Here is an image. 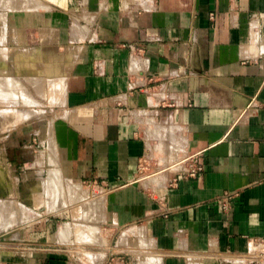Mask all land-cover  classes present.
<instances>
[{
    "label": "crops",
    "instance_id": "0c3cea01",
    "mask_svg": "<svg viewBox=\"0 0 264 264\" xmlns=\"http://www.w3.org/2000/svg\"><path fill=\"white\" fill-rule=\"evenodd\" d=\"M43 170L109 247L47 215L0 264H264V0H0V210Z\"/></svg>",
    "mask_w": 264,
    "mask_h": 264
},
{
    "label": "rangeland",
    "instance_id": "374dc122",
    "mask_svg": "<svg viewBox=\"0 0 264 264\" xmlns=\"http://www.w3.org/2000/svg\"><path fill=\"white\" fill-rule=\"evenodd\" d=\"M10 78H7L9 80L6 83V92L8 95H13L15 87H19V83L16 86L12 81L13 76ZM10 101H13V99L11 98ZM41 103L43 106L46 104L45 101L39 102V104ZM47 171L49 172V170H43L41 183L37 187L38 194L30 195L28 193L21 197L13 195L1 200L4 202V209L0 210V250H5V252L13 251L15 245L14 237L18 235L21 229L28 236L30 233L28 229L31 225L35 224L36 221L40 222L47 215H52L56 218L58 224L69 222L85 225L84 227L72 228V238L75 240V245L73 247L69 246V248L76 250L77 247L82 248L80 251L85 254L82 260L84 263H92V255H95L96 252L100 253V250L104 252L109 247L108 237L102 242H84L94 237L93 235L89 237V229L90 227H95L91 224L92 219L100 218V205L93 200L94 197L91 191L88 192L89 194H85L89 188L77 186L79 187V192L75 193L72 189L69 190L63 182L61 183L59 178H55L54 181L47 179ZM24 186L27 187V184ZM62 202H65L68 207L60 208ZM41 206L47 210L46 212L42 211L39 216L37 215L39 213H36L37 211L33 210V207ZM19 224L23 225L22 228L17 227ZM101 228L103 230L106 229L105 227Z\"/></svg>",
    "mask_w": 264,
    "mask_h": 264
},
{
    "label": "built area",
    "instance_id": "2783aa9c",
    "mask_svg": "<svg viewBox=\"0 0 264 264\" xmlns=\"http://www.w3.org/2000/svg\"><path fill=\"white\" fill-rule=\"evenodd\" d=\"M144 167L143 164L139 165V168L142 169ZM177 176L173 180L174 182L176 179H195L199 180L201 179L203 168L201 165H199L195 158H189L188 161L185 162V166L182 168V166L177 167ZM262 251L264 252V242L261 244Z\"/></svg>",
    "mask_w": 264,
    "mask_h": 264
},
{
    "label": "bare ground",
    "instance_id": "6f19581e",
    "mask_svg": "<svg viewBox=\"0 0 264 264\" xmlns=\"http://www.w3.org/2000/svg\"><path fill=\"white\" fill-rule=\"evenodd\" d=\"M63 233H64V231H63ZM65 235V234H64Z\"/></svg>",
    "mask_w": 264,
    "mask_h": 264
}]
</instances>
